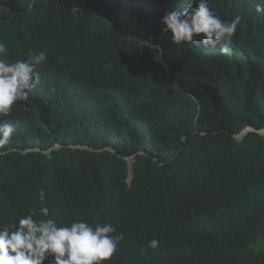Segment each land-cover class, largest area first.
<instances>
[{"label":"trees","instance_id":"trees-1","mask_svg":"<svg viewBox=\"0 0 264 264\" xmlns=\"http://www.w3.org/2000/svg\"><path fill=\"white\" fill-rule=\"evenodd\" d=\"M102 1L107 7L98 0H0L7 60L47 53L37 71L47 70L25 101L31 108L16 141L22 136L42 150L56 143L112 145L134 155L132 167L127 172L126 162L109 153L70 148L0 156V227L18 224L16 192L29 181L24 176L45 172V184L68 207L65 223L87 220L95 227L113 213L126 230L125 241L102 264H264L258 249L264 246V136L235 138L247 125L264 126V74H252L233 50L208 65L203 55L212 51L174 43L162 32L161 7L154 9L152 0ZM261 2L215 0L253 19ZM258 39L264 41V33ZM157 43L175 56L169 76L181 89L152 83L162 73L144 55ZM251 43L257 44L256 35ZM83 94L97 99L104 113L71 108L67 116H38L51 98L59 108L57 101H79ZM142 226L160 243L138 260L130 248Z\"/></svg>","mask_w":264,"mask_h":264},{"label":"clouds","instance_id":"clouds-1","mask_svg":"<svg viewBox=\"0 0 264 264\" xmlns=\"http://www.w3.org/2000/svg\"><path fill=\"white\" fill-rule=\"evenodd\" d=\"M152 1L154 9L161 7L158 13L161 15L159 26L162 32L170 33L174 43H196L202 45L198 46L200 50L212 51L210 56L203 55L208 65L210 59H228L233 50V53L243 57L245 66L252 74H264V41L258 39L264 33V2L256 4L255 11L260 16L253 19L218 5L215 0ZM93 7L94 4L91 8L98 10L97 5ZM89 18L92 19L91 15ZM254 35L257 36V44L253 46L251 41ZM151 47L153 51L144 57L148 58L149 63H155L157 71L161 70L162 73L157 78H150L152 83H160L169 89H181V83L173 81L169 76V60L176 63L175 56H169L158 43ZM7 52L6 44L0 41V156L15 153L22 157L36 152L50 155L54 150L70 148L74 152L109 153L124 160L129 171L134 155L123 156L112 145L93 148L81 144L65 146L56 143L50 149L42 150L36 146H27L22 136L21 143H17L16 139L23 130L21 120L31 108L25 101L29 93L40 84L41 74L47 70V67H43L40 73L37 71L46 62L47 53H33L26 60L9 62ZM155 59L160 61V67ZM117 72L121 73V70L117 69ZM54 102V98L47 101L46 110L40 111L38 116L47 113L67 116L71 108L79 113L85 110L90 116L104 113L99 110L97 99L88 98L85 94L80 96L79 101H57L62 105L59 108L53 107ZM46 122L50 123V119ZM251 133L264 136V126L255 128L247 125L235 138L243 141ZM122 142L130 141L122 139ZM156 160L161 165L165 164ZM24 178L29 181L21 182L16 192L19 202L18 224L0 227V264H102L109 261L125 241L126 230L121 229L112 217L113 213L107 218L108 221L106 219L95 227L87 220L65 223L68 207L62 203L59 191L45 184V172L42 176ZM170 198L176 202L178 193L171 190ZM157 237L146 227H140L139 237L130 248L132 256L144 260L159 246ZM258 249L264 251V246Z\"/></svg>","mask_w":264,"mask_h":264},{"label":"bare ground","instance_id":"bare-ground-1","mask_svg":"<svg viewBox=\"0 0 264 264\" xmlns=\"http://www.w3.org/2000/svg\"><path fill=\"white\" fill-rule=\"evenodd\" d=\"M98 5H101V6H99V7H102V8L107 7V3L104 2V1H102V0H98ZM93 8H96V5H94ZM90 15H91V18L94 19V15H93V14H90ZM263 50H264V49H263ZM78 55L82 56V55H83V52H82V51L79 52Z\"/></svg>","mask_w":264,"mask_h":264}]
</instances>
